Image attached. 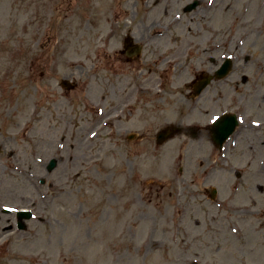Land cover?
Here are the masks:
<instances>
[{
    "label": "rangeland",
    "instance_id": "rangeland-1",
    "mask_svg": "<svg viewBox=\"0 0 264 264\" xmlns=\"http://www.w3.org/2000/svg\"><path fill=\"white\" fill-rule=\"evenodd\" d=\"M104 1L0 0V264H264V0ZM128 34L143 61L122 52ZM184 39L188 77L157 72V55ZM225 55L228 75L182 114L190 82ZM151 67L163 79H148ZM168 74L176 107L159 119ZM129 90L135 106L118 109ZM235 96L255 121L221 149L185 135L155 143L163 126L206 125ZM118 125L150 144L117 142ZM4 206L36 217L20 231Z\"/></svg>",
    "mask_w": 264,
    "mask_h": 264
},
{
    "label": "flooded vegetation",
    "instance_id": "flooded-vegetation-1",
    "mask_svg": "<svg viewBox=\"0 0 264 264\" xmlns=\"http://www.w3.org/2000/svg\"><path fill=\"white\" fill-rule=\"evenodd\" d=\"M184 10L186 11V7L184 8ZM129 36V34L127 35V37ZM124 38L123 40V44L125 45V42L128 38ZM131 41H132V38H131ZM122 52H126L125 49L122 48ZM130 59V58H129ZM246 80V79H244ZM166 82V80H164V83ZM165 87H166V83H165ZM174 93H167L165 92L163 95H161L159 97V100L161 99H164V103H166V105H160L158 104L157 106L156 103H153L152 106H154V109L156 110H159L160 112L158 113V118L161 119L163 118L164 116L168 115L170 112H172L176 105L172 104L171 102V97H173L176 93V91L174 90L173 91ZM116 94H118V92H116ZM199 95H201V93H196L194 89H192V92L186 94V100H187V104L185 106V108H183L182 105H177L180 107V109H182L181 113H185L186 115L188 116H191L193 115V112H195L196 108L198 107L197 106V101L199 99ZM133 92H131V90H129L126 95L120 97L119 99V108L118 109H121L123 111L126 110V108L128 107V105L134 107L135 104L133 103ZM228 96V94L224 95L223 98H226ZM179 98V97H178ZM139 100L141 101H146V99H143L142 97L139 98ZM259 100V99H257ZM243 101V98L240 97L238 98V96H235L233 97V99L229 102L230 105H233V106H227L226 109H223L221 112H220V115L222 116H225V119L224 120H228L225 124H227L228 128H230V123L232 121V119H236L237 123L235 125V128H234V131L233 133L228 137L226 138V140L224 141V145H227L232 137L237 134L238 130H242V128L244 127V125L247 126L248 124V121H249V124H252L254 123L255 119L254 118H247L246 117V112H243L241 113L238 109H236L235 107L237 103H240ZM133 103L134 106L131 104ZM147 103V102H146ZM139 105V104H137ZM143 106H145V104H142ZM147 105H149V102L147 103ZM245 106V105H244ZM247 109V107H246ZM251 109V108H250ZM133 111V110H132ZM135 111H133L134 113ZM202 113H198V115H200ZM203 116H205V114H203ZM229 118V119H228ZM217 122V121H216ZM173 123V122H172ZM168 124L166 126H163L161 129L163 128H168L171 130V138L175 137V136H180V135H185V137H189V140L188 141H185L184 140V144H187V145H200V143H205V142H211L213 145L217 146L218 147V144L216 143V133H215V129H216V123H206V125H196V126H192V125H187V126H184L182 124V120L181 122L178 123V126L175 125V124ZM201 126H204L203 129ZM255 126V125H254ZM256 127V126H255ZM203 131H205V134L203 133ZM158 133L155 134V143L157 145H163V144H160L159 143V139H158V134H159V131H157ZM240 134V132H239ZM136 134L135 133H132L131 132V128H123L122 125H118V127L116 128L115 130V139L117 140V142H119L120 140H123L125 141L126 139H129L130 141L134 142V141H137V143H143V142H147L146 144L144 143L143 145L145 146H148L151 142L150 137L148 135H140L138 136V138H136ZM237 136V135H236ZM114 138V135L112 136ZM170 138V139H171ZM237 138V137H236ZM169 140V139H168ZM168 140H166L164 143H166ZM16 223V227L17 229L18 228V221L15 222ZM10 228L13 227V225H10L9 226ZM28 227V226H27ZM21 230V229H19Z\"/></svg>",
    "mask_w": 264,
    "mask_h": 264
},
{
    "label": "bare ground",
    "instance_id": "bare-ground-1",
    "mask_svg": "<svg viewBox=\"0 0 264 264\" xmlns=\"http://www.w3.org/2000/svg\"><path fill=\"white\" fill-rule=\"evenodd\" d=\"M159 0H157V2H158ZM148 3H149V1H147ZM146 2V5L144 4V5H142L141 6V8H145V7H147V5H148V3ZM112 4V3H111ZM111 4L109 3V1H107V0H105L104 2H103V6H105V7H109V6H111ZM152 27V26H151ZM133 38V42L135 41V42H140V38H138V37H132ZM192 41V40H191ZM191 41L189 40V41H186V39H184V41H182L183 43L181 44V46H177V50H176V52H175V55L174 54H171L170 56H166V58H164V59H162L161 57H162V54L160 53V54H158L157 55V57H156V61H158V60H160V61H162V62H164L166 65V67H163L162 68V66H161V68H159L158 70H156L157 72L158 71H165V70H167V69H169V67L171 68V72L173 73V72H177V71H180L179 73H180V75H179V78L180 79H185V77L184 76H186V78L188 77V75H187V73H186V70H187V68L189 67V66H191V64H189L188 65V62H186V63H184L185 61H182V59H181V52H183V53H185L186 51L187 52H191L193 49H194V47H193V44L191 43ZM167 47H165V49L164 50H166L164 53H169L170 52V49H166ZM108 50V52H107V56H109V52L111 53V51L114 49V42H111L109 45H108V48H107ZM115 51V50H114ZM180 55V56H179ZM143 55H141L140 56V58H138L139 60H141V61H143V57H142ZM162 62H161V64H162ZM145 68H146V66H144ZM201 66H199V68H200ZM153 69H154V67H151L150 68V70H151V73H150V75H149V78L148 79H163L162 77L161 78H157V77H155V75H154V72H153ZM143 71L144 70H141V71H139L137 74H136V76H135V78H137V79H144V77H143V75L144 76H146L145 74H143ZM209 71H210V69H209ZM168 72H170V71H168ZM165 80H166V87H165V89H164V91L165 92H167V93H174L173 91L174 90H176L177 89V85L179 84L178 83V81L176 82V80L171 76V74H168L167 75V77L165 78ZM163 82V81H162ZM156 83L157 84H159V81H156ZM140 90H141V87H140ZM131 92H133V94H134V92L135 91H132L131 90ZM161 93H163L162 91H161ZM161 93H159V96L161 95ZM3 209V208H2ZM4 211V210H3Z\"/></svg>",
    "mask_w": 264,
    "mask_h": 264
},
{
    "label": "water",
    "instance_id": "water-1",
    "mask_svg": "<svg viewBox=\"0 0 264 264\" xmlns=\"http://www.w3.org/2000/svg\"><path fill=\"white\" fill-rule=\"evenodd\" d=\"M197 5V2L193 3L192 5H190L189 8H193ZM231 67V62L228 61L227 63L224 64V66H222V68L218 71L217 76L218 77H223L225 76ZM211 77H208L201 85H199L198 87V91H201L202 88L210 81ZM62 85L67 87V88H73L74 85L69 81V80H63ZM236 123V120L233 118L231 123H230V128H228V126L226 125H222L219 127V131L223 134V137H225L229 132H231L234 128V124ZM161 138L163 137V135L160 136ZM57 165V160L56 159H52L50 161V164L48 166V168L51 170L53 169L55 166ZM21 217L27 216L29 217L30 214L25 212V211H20L19 212Z\"/></svg>",
    "mask_w": 264,
    "mask_h": 264
}]
</instances>
